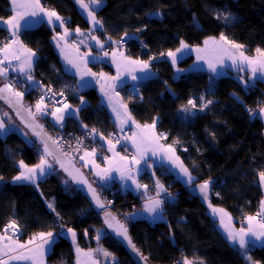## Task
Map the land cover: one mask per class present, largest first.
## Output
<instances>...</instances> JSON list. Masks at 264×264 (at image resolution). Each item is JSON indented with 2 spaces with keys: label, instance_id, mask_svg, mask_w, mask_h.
<instances>
[{
  "label": "trees",
  "instance_id": "1",
  "mask_svg": "<svg viewBox=\"0 0 264 264\" xmlns=\"http://www.w3.org/2000/svg\"><path fill=\"white\" fill-rule=\"evenodd\" d=\"M102 1L105 6L97 14L104 25L102 36L114 43L126 40L127 53L134 58L150 62L152 56L160 58L165 52H175L181 41L198 47L209 37L219 39L221 33L243 45V52L250 57L260 55L257 48L264 51V0ZM43 3L66 18L70 28L89 29L72 0ZM220 13L229 19H217ZM12 14L10 0H0V22ZM53 36L52 29L40 25L23 31L20 38L39 56L36 81L66 90L70 94L68 103L83 105L81 122L69 119L65 133L72 138L87 132L109 136L116 129L109 113L101 107L94 89L77 93L75 80L63 71ZM11 40L9 32L0 27V45ZM151 62L157 75L139 85V97L126 95L133 118L142 125L158 121L159 132L166 134L164 143L176 149L196 183L211 181L214 207L223 209L237 224L253 216L264 198L259 177L264 171V125L254 117L264 107V81L243 72L215 78L207 72L189 71L177 77L167 58ZM193 62L189 57L180 62L179 68L188 69ZM37 92L34 87L25 100L34 110ZM75 94L87 102L82 104ZM201 96L212 101L204 111L196 109L187 115L179 111L189 99L200 105ZM1 108L9 111L0 102ZM42 123L54 135L57 126ZM41 156L45 159L40 146L17 132L0 137V231L14 220L21 231L20 240L26 241L40 232L58 233L72 228L78 232L83 248L93 247L104 231L98 241L116 256L117 264H135L105 230L87 199L56 168L38 186L12 182L20 173V161L33 167L40 163ZM142 180L148 186L159 181L171 191L170 200L164 204L168 222L130 221L128 216L142 208V199L130 192L122 193L115 185L117 191L108 197L113 212L127 224L133 241L150 264H183L185 258L192 264H264V247H249L252 260L245 259L243 250L219 231L202 199L167 169L159 167L152 174H144ZM49 203L55 211L49 209ZM80 211L86 215L80 216ZM48 262L76 264L70 241L58 238Z\"/></svg>",
  "mask_w": 264,
  "mask_h": 264
},
{
  "label": "crops",
  "instance_id": "2",
  "mask_svg": "<svg viewBox=\"0 0 264 264\" xmlns=\"http://www.w3.org/2000/svg\"><path fill=\"white\" fill-rule=\"evenodd\" d=\"M72 1L74 2L81 16L88 22L90 26L88 30L80 29V31L77 32L76 29L70 28L69 21L66 18L62 17L56 11L55 12L61 17V20L64 22L63 27H60L61 21H57L55 17L52 18L54 24H49L47 16H45L43 12H40L39 8L31 4L29 0H18V2H26L28 5L26 8H20V9H18L17 5H14L12 3V0H10L11 8L13 11L12 16L16 14L17 10L27 12L28 14L25 15L19 21L20 28L18 30V36H13L12 32L14 30L9 28V25L5 23V21H7L9 18L0 22V27H3L12 36V40L9 41L12 42L11 47L7 51L0 52V60L4 61L3 64H0V67H4L7 69L4 75H0V80L3 83H5L6 78L9 77L10 75L26 74V75H31L34 86L38 85L39 81H36L35 79V70L39 56L36 51L31 49V51L35 53V56L32 57L33 62L31 68L29 69L25 62L30 53L25 51V49H30V48L24 44V42L20 38V35L23 31L37 28L40 25H45L49 27L54 31L52 44L58 54L63 71L68 76H70L72 79L75 80L74 88L77 91V93H84L90 89H94L98 94V96L100 97L101 107H103L109 113L115 128L120 131L125 129L130 130V136L128 137V145L137 155L136 160L139 161L138 163L134 162V160L130 161L126 159L115 145L109 143V141H106L105 139L100 140L101 145H103L101 154H98L96 150L91 149V150L83 151L75 157L78 164L84 168V170L89 175L90 179L94 184L102 186L110 183L118 187V189L122 193L130 192L133 195L140 197L142 199L143 202L142 208L134 211L128 216L130 221L146 220L152 224L160 223V222H168L164 211V205H162V212L158 214L153 215L145 211V205L148 204L150 200L156 199V193L150 190L149 186L146 183H144V181L142 180V176L144 175V168L142 162L152 160L155 161V163L159 167H163L164 169H167V171L172 173L176 177V179H178L183 185L188 187L195 195L199 196L202 199V201L208 208L209 214L216 221L219 231L226 238L228 235L226 228L234 229L237 231L241 227L247 228L248 226L247 219L245 226H241L237 224L235 219L224 210L223 212L213 211L214 209H219V208L214 207L211 203V193H212L211 181L209 184V188L207 190V199L204 198V194L201 193L198 187V185L201 183H196V178L192 175L190 171L189 172L194 177V180L192 183H187V176L181 171L180 166L183 165V167L185 168L187 167L184 165L181 158L178 156L176 149L173 146L166 145L164 143V136L154 141V143L149 147L148 151H145L143 153L137 152L136 144L140 142L141 138H149L152 136L153 132H155L157 137H160L161 133L158 130V121H156L154 129L144 128L143 127L144 125L139 124L138 122L135 121V119L131 114V109L126 95L129 94L132 97H139V89H138L139 85L155 77L157 74L153 70L152 64L150 62L147 70H141V65L128 63V59L139 60V61H144V60L140 58H134L130 56L127 52H123L120 49L115 48L114 47L115 43L111 38L109 37L104 38L102 36L104 32V25L102 21L97 17V14L105 6V1L101 0V3L99 5H96L92 3L91 0L88 1L84 0V3L88 5V10H94V14L96 18L100 21V24H94L88 15V10L82 8L81 5L76 2V0H72ZM40 6L45 8L46 10H51L46 5H44L43 0H40ZM32 11H35L37 14L35 16H32L31 15ZM65 28H67L68 30L67 34H65ZM215 39L219 41V39L217 38ZM220 43L223 44V42ZM6 44L2 46L0 45V49H3ZM21 45H23V47ZM101 45L103 46L101 47ZM198 47L204 48L205 47L204 43L202 46H198ZM225 47H228L230 51L237 57L236 64L233 65L232 60L225 57L223 59V65L217 63V72L219 73L218 75L209 71L208 63L206 62V60L211 59L215 63L216 61L214 55L210 52L197 53L196 51L193 50L194 48L197 47L189 46L188 48L182 49L180 52H177L176 56L178 59L175 65H173L172 59L169 56L167 57V60L174 68L177 77L189 71H203L209 73L215 78L228 76L231 74L238 75V73L240 72L248 73L250 77L253 78V73L247 61H241V59L239 58V53L243 50L231 48L230 45H225ZM198 55L205 57V59L198 60L197 59ZM16 56H18L19 58L18 59L15 58ZM189 57H193L194 59L193 64L188 69L185 70L181 69L182 71H178V69H180L179 68L180 62H182L183 60ZM248 57L251 59H255L257 61V64L253 65L254 67H258L259 62L264 61V57H261L260 55L254 57H250V56ZM69 61H72V63H70ZM73 64L78 66L79 71L77 70V67L73 66ZM22 65L24 66V70L20 71ZM118 65L120 66L119 75H118V67H117ZM92 73H95V75H92ZM101 73H103L104 76H101ZM134 76L136 77V79H133ZM108 77H118V78L112 80V79H108ZM253 79L264 81V72L258 71L256 73L255 78ZM109 85H115V87L110 88ZM102 87L108 92L107 96L104 94V91H102ZM109 97H111V100L109 99ZM67 105H68L67 109H65L63 106L60 108L59 112H57L56 109L49 107L48 105H46V107L43 108L42 111L40 112H37L35 106V111L41 120L47 123H51L52 125L55 126H58L61 123L66 124V122L69 119H76L79 122H81L80 112L82 109L81 107H83V105H81V107H75L71 103H67ZM124 106H126L128 112L131 114L132 119L125 120L123 123H121V120L117 118V112H119L122 115L125 110ZM114 108L116 109V111H113ZM53 113H55V115H53ZM58 116H63V119L57 120ZM254 117L261 120L264 125V116H261L259 114V111L254 115ZM133 120L135 121V123H133ZM0 121H2L4 124L3 129H0V137H5L11 131L7 127L6 121H3L1 116H0ZM137 124L140 125L139 128L137 127ZM81 127L83 129H86V127L83 125H81ZM28 140L32 141L30 137ZM156 145H161L163 147H156ZM169 146L173 151L168 150ZM153 148L155 149V152H153L152 150ZM117 153L118 155H116ZM81 157H83V159H81ZM121 157H123L124 159H121ZM175 157H179V160H175ZM45 161L47 164H51L52 167L45 168L46 175L40 177V179L36 182V184L27 181H15V179L12 182L14 184L39 185L41 181L49 178V176H51L55 172L54 164L48 161L47 159H45ZM96 165H99V167H96ZM18 167L20 169V172L24 171V169L20 167V164L18 165ZM104 170H108V171L105 172ZM149 171L154 172V169L149 167ZM122 172H124L125 174L124 179L121 178ZM128 176H131L133 179H135L136 183H133L132 179L127 178ZM137 184L141 185V187L138 188ZM260 184L264 192V184H262L261 181ZM144 185H147V188L143 187ZM162 185L164 186L165 190L161 191L160 193H166L167 189L164 184ZM157 190L159 191L158 188ZM262 201H264V198ZM260 212L264 215V210H262V204H260ZM221 220H223V224H221ZM68 229H62L58 233L55 232L52 233L53 236L55 237V243L60 237H64L68 241H70V243L72 244L76 264H117L118 263V259L116 258V256L112 252L107 250L102 245V243L98 241L99 238L105 234L104 231L100 232V237L97 239L93 247L83 248L79 243L78 232L71 228L76 234V241L74 244L72 240V233L68 232ZM0 236L8 237L7 239L0 240V260L5 261L6 264H33L32 259L11 258L21 253L29 257L34 256L36 264H49L48 257L51 254L55 243L52 244L50 247L48 245H45L44 247L46 251H44L43 255L41 256L40 250L37 248V245L41 243L39 238H37L33 244L27 243L29 239L26 241H22L18 239L19 243L26 245V248L20 249L13 242L16 239L10 237L9 235L4 234L2 231H0ZM247 238L254 239L252 237H247ZM228 241L233 246L239 248L238 243L233 244L230 240ZM6 245H9L11 248H14L15 251H11L9 247H6ZM77 247H79V249L81 250L79 253L77 252ZM255 247L263 248L264 245H262L260 241H256ZM28 249H36V251L30 252L28 251ZM104 251L111 253V255L105 256Z\"/></svg>",
  "mask_w": 264,
  "mask_h": 264
},
{
  "label": "snow or ice",
  "instance_id": "3",
  "mask_svg": "<svg viewBox=\"0 0 264 264\" xmlns=\"http://www.w3.org/2000/svg\"><path fill=\"white\" fill-rule=\"evenodd\" d=\"M29 2L31 4H33L35 7H38L40 12H43L44 15L47 16L49 24H54V21L52 18L55 17V19L57 21H61L60 27H63L64 22L61 20V17L54 10H46L45 8L41 7L40 6V0H29ZM76 2L78 4H80L82 8H85L86 10H88V5L84 3V0H76ZM91 2L96 4V5H99L101 3V0H91ZM12 3L14 5H17L18 9L26 8L28 6L26 2H18V0H12ZM27 14H28L27 12L17 10L15 15H13L7 21H5V23H7L9 25V28L14 30L12 32L13 36H18V30L20 28L19 21H20V19H22ZM36 14L37 13L35 11H32V13H31L32 16H35ZM88 15L94 24H100V21L96 18L95 14H94V10H88ZM221 17H223L225 20L229 19V16H224L223 13L218 14L217 19H219ZM67 31H68L67 28H65V34H67ZM76 31L79 32L80 29L77 28ZM93 38H95V37H93ZM220 42H223V44H221ZM11 43L12 42H9L8 44H6L3 49H0V52L7 51L11 47ZM98 43H99V41H98ZM225 45H230L231 48H235V49H242L244 47L243 45L236 44L232 41H229L227 39V37L223 33H221V35L219 37V41H217L214 37H209L208 39H206L204 41V46H205L204 48L197 47V48H194L193 50L196 51L197 53H200V52L212 53L215 57L216 62L214 63L213 60H211V59L206 60V62L208 63L209 71L218 75L219 73L217 72V63L223 65V59L225 57H227L228 59H231L233 65L236 64L237 57L230 51V49L228 47H225ZM21 46L23 47V45H21ZM102 46L103 45H101V47ZM188 47H189V45H187L184 41H181V47L180 48L176 49L175 52L169 51L167 53V55L172 59L173 65L176 64L177 59H178L176 56V53L180 52L182 49H185ZM25 51L30 53L29 56L27 57L26 62H25L27 64V67L30 69L32 62H33L32 57L35 56V53H33L31 51V49H25ZM256 51L260 54L261 57H264V51H262L259 48H257ZM161 55H163V54H161ZM5 58H7V57H5ZM15 58L18 59L19 57L16 56ZM239 58L241 59V61H247L248 65L251 68V71L253 73V78H255L256 73L258 71L264 72V61H260L259 66L254 67L253 65H256L257 61L255 59H251L248 56H246L243 51H241L239 53ZM197 59L201 60V59H205V57L198 55ZM69 62L72 63V61H69ZM3 63H4V61L0 60V64H3ZM128 63L141 65V70H147L149 67V62H147V61L128 59ZM73 66L77 67V70L79 71V68L77 65L73 64ZM117 67H118V75H119L120 66L118 65ZM23 70H24V66L22 65L20 68V71H23ZM6 71H7L6 68L0 67V75H4L6 73ZM178 71H182V70L178 69ZM92 75H95V73H92ZM101 76H104V74L101 73ZM28 78L32 79L31 75H29ZM117 78L118 77H108V79H112V80H115ZM133 79H136V77L134 76ZM210 79H211V77H210ZM246 86H248V85H246ZM109 87L114 88L115 85H109ZM10 88H11L10 84H5L4 88H0V92H4L5 89H10ZM49 90L51 91V89H49ZM102 91H104V94L106 96L108 95V92L103 87H102ZM16 95L20 96L22 94L17 92ZM60 95H64L63 91L60 92ZM109 99L111 100V97H109ZM199 99L201 101L200 105H197L195 100L189 99L187 101V105L182 106L179 109V111L185 115L190 113L192 110H196V109H198L199 111H204V109L207 108L212 103L211 100H206L205 97H203V96H201ZM45 107H46V105H44L43 97H42L36 104L37 112L42 111V109ZM64 108L67 109L68 105L64 104ZM124 108H125V110H124V113L122 115L119 112H117V118L121 120V123H123L125 120H131L132 119L131 114L128 112L126 106H124ZM59 111H60V109L58 108L57 112H59ZM113 111H116V109L114 108ZM249 112L252 114H255L253 112V110H251V109H249ZM259 114L261 116H264V107H261L259 109ZM53 115H55V113H53ZM70 115H71V113H70ZM62 119H63V116L57 117V120H62ZM133 123H135L134 120H133ZM155 124H156V120L154 119L152 125L145 124L143 127L154 129ZM3 127H4V124L2 121H0V129H3ZM137 127L139 128L140 125L137 124ZM93 131H95V130L93 129ZM165 135L166 134L161 133L160 137H157L155 132H153L151 137L141 138L140 142L136 144L137 152L143 153L145 151H148L149 147L154 143V141L158 140L159 138H161ZM101 138H103V137H101ZM109 143H111V141H109ZM134 143H135V141H134ZM156 147H163V146L156 145ZM152 150H153V152H155L154 148ZM168 150L173 151L170 146H169ZM47 154H48L47 144H45V155H47ZM116 155H118V153ZM173 155H174V152H173ZM81 159H83V157H81ZM121 159H124V158L121 157ZM175 160H179V157H175ZM134 162L138 163L139 161L136 160L134 157ZM19 163H20V167L22 169H24V171L20 172V174L14 178L15 181H27V182H30L33 184H36V182L40 179V177L46 175V172H45L46 167L47 168L52 167L51 164L46 163L43 156H41L40 163L35 165L32 168H29L27 165H25L23 161H20ZM96 167H99V165H96ZM180 167H181V171L187 176V183H192L194 180V177L191 175L189 170L187 168L183 167V165H181ZM104 171L107 172L108 170H104ZM259 177H260L261 183L264 184V171L259 173ZM121 178L122 179L125 178L124 172L121 173ZM127 178L132 179V182L136 183L135 179H133L131 176H128ZM0 179H3V178L0 177ZM81 182L86 183V181H81ZM209 184H210V180H206L203 183L198 185L201 193L204 194L205 199H207V190L209 188ZM137 187L139 188V187H141V185L137 184ZM143 187L147 188V185H144ZM156 187L159 189V191L157 192V198L150 200V202L145 205V211H147L149 214H153V215L162 212V205L164 203V200L159 198L160 192L165 190L164 186L162 184H160L159 181H157ZM89 191L92 192L93 199L96 201L97 206L100 208H103L104 204H102L99 201L98 197L96 196L95 190L92 189L90 185H89ZM261 204H262V210H264V201H262ZM48 206H49V208H52L53 211H55V208H54L52 203H49ZM213 211L214 212H216V211L223 212V209H214ZM260 214L261 213H257V215H260ZM108 215H109L108 213H105V216H106L105 223H108L109 227H113L112 223L107 219ZM246 219L248 222L247 228L241 227L238 231L234 230V229L226 228V231L228 233L227 239L230 240L233 244L238 243L239 248L243 250L242 255L244 256V258L247 259L248 261H251L252 257L250 255H248L249 247H255L256 241H260L261 244L264 245V220L257 221V216H251V215L247 216ZM221 224H223V220H221ZM7 228L15 229L16 228V222L13 220L7 226ZM7 228L5 229V232H7ZM68 232L72 233V240H73V243L75 244V241H76L75 232L71 228L68 229ZM116 232H117L118 236H123V238L128 241V244L131 246L133 251L140 254L139 250L136 248L135 244L132 243L131 238L128 236L127 229L123 225H119V227L116 229ZM13 235L15 236L16 233L14 232ZM247 237H252L254 239H248ZM7 238L8 237H6V236H0V240H4ZM37 238H39V240L41 241V243L37 245V248L40 250V255L42 256L44 251H46L44 246L48 245L50 247L52 244H54L55 243V237L53 236V233L51 231L40 232V233L34 234L28 240L27 243L33 244ZM98 238L99 237H97V239ZM13 242L20 249L26 248V245L19 243L18 239L14 240ZM6 247H9L11 251H15V249L11 248L9 245H6ZM28 251L35 252L36 249H28ZM80 251L81 250L79 249V247H77V252L79 253ZM104 255L109 256V255H111V253L104 251ZM11 258L12 259H32L33 264H36L34 256H32V257L25 256L23 253H21L17 256L11 257ZM144 259H146V258H144ZM0 264H6V262L0 260ZM184 264H192V262L189 261L187 258H185ZM200 264H203V262L201 261Z\"/></svg>",
  "mask_w": 264,
  "mask_h": 264
},
{
  "label": "built area",
  "instance_id": "4",
  "mask_svg": "<svg viewBox=\"0 0 264 264\" xmlns=\"http://www.w3.org/2000/svg\"><path fill=\"white\" fill-rule=\"evenodd\" d=\"M114 47L120 49L123 52H127L126 40L117 41ZM167 53L168 52L163 53V55L160 58L152 56L150 61H155L161 58H167L168 57ZM28 77L29 75H26V74L10 75L9 77L6 78L4 84L11 85V88L9 89V91L13 95L17 96L16 95L17 92L21 93L22 95L17 96V97L24 102L26 100V97L32 92L34 87H36L38 88L36 104L42 97H43L44 104L54 109L61 108L64 104L68 103L70 99V94L66 90L63 91L64 95H60L61 91L56 90L47 85H44L40 81L37 86H34L32 79H29ZM49 89H51V91ZM75 96L81 101L82 104H85L87 102V99L84 97H81L79 94H75ZM52 136L57 141L59 147L64 152L68 153L69 155H72L73 157H76L79 153L83 151H87L91 149H94L97 151L98 154H101L103 145H101L100 140L105 139L106 141H111V143L120 150V152L126 159L130 161H133L134 157L135 159H137V155L128 145V137L130 136L129 129H125L122 131L115 129L109 134V136H104L100 133L87 132V133L82 134L79 137L72 138V137H69L65 133V123L64 124L61 123L60 125L57 126L56 130L54 131V135ZM142 165L144 168V174L153 173L149 171V167L153 168L154 171L159 168V166L155 163V161H152V160L142 162ZM156 184L157 182H154V184L150 185L149 188L150 190L155 191L156 198H157L158 190H157ZM116 191L117 189H115L114 185L110 183L99 187L100 195L102 196L104 201L109 206H111L110 205L111 199L108 197V195ZM171 196H172L171 191L167 189L166 193H160L159 198L164 200V203H163L164 205L170 200ZM257 213H261L260 208H258L257 212L253 216H257L258 221L264 220V215L262 213L260 215H257ZM79 215L85 216L86 212L80 211ZM9 224H7L3 228L2 232L6 235H9L10 237L14 239H20L21 231L19 227L16 225L15 229L7 228ZM245 224H246V218L241 222L242 226H245ZM6 228H7V232H5ZM14 232L16 233L15 236L13 235Z\"/></svg>",
  "mask_w": 264,
  "mask_h": 264
},
{
  "label": "water",
  "instance_id": "5",
  "mask_svg": "<svg viewBox=\"0 0 264 264\" xmlns=\"http://www.w3.org/2000/svg\"><path fill=\"white\" fill-rule=\"evenodd\" d=\"M4 86L5 84L1 83L0 80V88H4ZM0 102L10 111L15 120L27 131L30 138L40 146L45 158L52 162L56 170L61 173L73 187H75L77 192H80L87 199L91 209L101 219L105 230L113 239L118 241L123 246L134 263L150 264L133 241L127 224L123 222L113 212L111 206L104 201L99 193V187L92 182L89 175L86 173L84 168L78 164L75 157L64 152L59 147L57 141L47 131L46 125L42 123V120L38 117L36 111L28 106L24 101L20 100L17 96L13 95L9 89H5L4 92H0ZM45 144H47V155H45ZM81 181H86V183ZM89 185L95 190L99 201L104 204L103 208L97 206L96 201L93 199L92 192L89 191ZM105 213L109 214L107 219L112 223L113 227H109V224L105 223ZM119 225H123L127 229L128 236L131 238L132 243L135 244L140 254L132 250L128 241L125 240L123 236L117 235L116 229Z\"/></svg>",
  "mask_w": 264,
  "mask_h": 264
},
{
  "label": "rangeland",
  "instance_id": "6",
  "mask_svg": "<svg viewBox=\"0 0 264 264\" xmlns=\"http://www.w3.org/2000/svg\"><path fill=\"white\" fill-rule=\"evenodd\" d=\"M157 16H161V13H157ZM150 63L152 64L151 61H150ZM0 116L2 117L3 121H6L7 127L9 128V130L11 132H17V133L21 134L22 136H24L25 138H27V140L29 139L30 136L27 133V131L15 120V118L13 117V115L9 111L1 108L0 109ZM239 225H241V223H239Z\"/></svg>",
  "mask_w": 264,
  "mask_h": 264
}]
</instances>
